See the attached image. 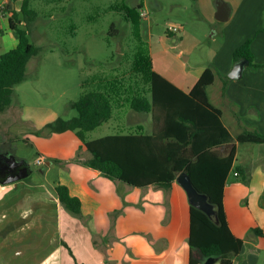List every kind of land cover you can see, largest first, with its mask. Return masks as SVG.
<instances>
[{"label": "crops", "instance_id": "0c3cea01", "mask_svg": "<svg viewBox=\"0 0 264 264\" xmlns=\"http://www.w3.org/2000/svg\"><path fill=\"white\" fill-rule=\"evenodd\" d=\"M195 1L204 14V9L206 13L216 14L215 0ZM22 4L23 0H10L9 10H20ZM231 4L238 9L246 6L257 12L264 10V0H231ZM146 5L143 1L142 8ZM9 16V12L1 16V30L11 29ZM142 17H150V14L142 10ZM13 33L5 39L0 36V55L17 45L18 38ZM236 47L232 44L231 51ZM255 59L258 61L257 57ZM232 67L231 64L229 72ZM251 69L247 66L244 72L249 71L252 77L250 89L255 94L250 100V96L237 90L236 83L227 89V99L233 109L242 113L254 107L257 119L251 126L242 129L239 126L242 119L234 113L228 118V124L224 110L210 98L222 110V121L234 138L245 130L257 129L264 133V68ZM200 75L201 71L194 77L191 74L192 82L166 77L189 92ZM221 85L223 89V81ZM110 121H113L108 125L110 132L102 136L123 133L128 127L137 125L143 126L146 133L155 130L154 122L147 130L144 124H129L123 118L107 122ZM236 128L234 133L232 129ZM31 140L47 166L43 168V164L37 162L42 168L41 177L33 173L26 158L17 156L11 148L0 146V172L9 175L15 161L30 169L26 177L18 180L0 175V264H192L191 255L194 264L204 263V255L198 259L196 248L192 249L189 244L191 204L176 179L168 190L156 184L134 186L72 161L78 150L87 154V148L72 130L49 136L35 135ZM234 144L237 149L235 164L248 168L249 178L247 181L240 179L232 169L224 187L223 204L228 226L244 241L241 252L233 256L232 264H264V235L252 232L254 227H264V143L249 142L246 146V143H228L221 145L220 151L225 155ZM47 157H54L56 161ZM60 160L66 164L62 166ZM58 183L66 185L72 195L80 198V215L62 205L55 191Z\"/></svg>", "mask_w": 264, "mask_h": 264}, {"label": "rangeland", "instance_id": "374dc122", "mask_svg": "<svg viewBox=\"0 0 264 264\" xmlns=\"http://www.w3.org/2000/svg\"><path fill=\"white\" fill-rule=\"evenodd\" d=\"M123 1L132 6L147 2L141 12L146 10L150 17H142L140 35L154 70L177 81L192 82L191 74L194 77L211 67L216 72V81L208 87V92L212 102L224 110L226 122L230 124L228 118L234 113L242 119L239 126L246 129V125L251 126L257 119L253 106L240 113L228 102V86L235 83L239 92L250 96L249 100L255 94L250 89L249 71L240 79H231L228 68L234 65L230 47L232 44L238 47L248 38H252L254 62L264 65L259 63L264 60V10L257 12L246 6L238 9L231 0H226L231 5V14L227 20L220 21L215 13H206L204 9V14L195 0H158L159 6L157 0H30V6L39 15L31 25L29 36L40 51L28 63L26 79L14 87L11 104L0 112V146L26 158L39 177L41 167L47 166L45 161L38 166L37 160L44 157L31 137L49 136L52 134L49 123L58 117L68 119L77 115L70 103L80 97L85 79L90 90L99 86L108 90L112 81L122 77L137 81L136 74L130 75L137 50L141 48L134 37L136 31L122 12L110 8ZM173 25L182 29L172 32L169 27ZM10 30L2 29L1 39L16 33ZM222 81L224 84L227 81L223 89ZM122 116L129 124H144L147 130L153 125L151 113L124 108ZM110 123L113 121L89 131V138L110 132ZM232 130L237 132V128ZM4 141L9 143L3 145ZM78 151L82 157L91 155L87 149L88 155ZM47 158L56 161L54 157ZM59 162L62 166L66 164ZM196 257H203L198 248ZM214 264H221L220 258Z\"/></svg>", "mask_w": 264, "mask_h": 264}, {"label": "trees", "instance_id": "16d2710c", "mask_svg": "<svg viewBox=\"0 0 264 264\" xmlns=\"http://www.w3.org/2000/svg\"><path fill=\"white\" fill-rule=\"evenodd\" d=\"M142 7L143 1L133 6L126 1L110 6L122 12L136 31L134 37L141 48L137 50L130 73L131 77L138 76L136 83L134 79L122 77L111 80L108 90L100 86L90 90L85 79L81 83L80 97L70 103L77 115L68 119L58 117L48 124L50 133L74 131L91 155L82 157L78 151L72 161L134 186L156 184L168 190L179 173L187 172L198 190L209 196L219 218L216 222L215 218L191 205L189 244L192 249H200L205 259L215 257L220 258L222 264H232L233 256L241 252L244 241L228 226L223 204L224 187L232 169L244 181L248 180L249 171L235 164V144L225 155L219 147L234 142L264 143V133L255 129L245 130L236 138L232 136L222 121V110L210 100L208 87L216 79L213 68H205L189 92L153 69L141 43ZM7 11L10 13L9 26L16 32L18 43L0 55V112L11 104L14 87L26 79L27 65L40 51L29 36L31 25L39 15L30 6V0H23L20 10L8 8ZM242 58L249 60L248 67L264 68L254 62L252 38L235 48L234 62ZM124 108L151 113L155 130L146 133L143 126L137 125L128 127L123 133L88 138L89 131L110 119H122ZM55 191L66 209L75 215L81 214L80 198L72 195L66 185L58 183ZM252 232L264 235V227H254ZM190 262L195 263L193 255Z\"/></svg>", "mask_w": 264, "mask_h": 264}, {"label": "water", "instance_id": "95a60500", "mask_svg": "<svg viewBox=\"0 0 264 264\" xmlns=\"http://www.w3.org/2000/svg\"><path fill=\"white\" fill-rule=\"evenodd\" d=\"M230 14H231L230 3H228L226 0H217V11L215 14L216 18L220 21H225L229 18ZM248 64H249V60L247 58H242L239 61H236L231 71L228 74L229 77L231 79L242 78ZM18 162L19 161H15V163L12 164L13 170L15 169L16 165L19 164ZM20 162L23 163L24 161H20ZM29 173H30L29 167L24 164L20 169V174L10 173L8 177L10 178L9 180H18L26 177ZM176 180L186 191L188 200L192 206L204 211L210 217L215 218L216 222H219V218L215 206L210 202L209 196L206 193H203L198 190V188L194 185L190 175L187 172L182 171L181 173H179ZM3 182L5 183L6 181ZM262 203L264 205V193L262 195ZM216 259L217 258L215 257H208L205 259L203 264H214Z\"/></svg>", "mask_w": 264, "mask_h": 264}, {"label": "built area", "instance_id": "2783aa9c", "mask_svg": "<svg viewBox=\"0 0 264 264\" xmlns=\"http://www.w3.org/2000/svg\"><path fill=\"white\" fill-rule=\"evenodd\" d=\"M9 2L10 0H0V15L1 16H4L5 14H7L8 12L7 10L9 8ZM181 29H182V26H177V25H173L169 27V30L172 32L180 31ZM37 162L39 164H43L44 160L42 158H39ZM235 175H238V172H235Z\"/></svg>", "mask_w": 264, "mask_h": 264}, {"label": "flooded vegetation", "instance_id": "af4514ba", "mask_svg": "<svg viewBox=\"0 0 264 264\" xmlns=\"http://www.w3.org/2000/svg\"><path fill=\"white\" fill-rule=\"evenodd\" d=\"M21 167H22V166H21L20 164H17L16 167H15V169H14V170L12 169V172H10V171L8 172L9 175H10V173H11V174H12V173L20 174V169H21ZM0 175H2V176H6V175H7V172L4 173L3 171H1V172H0ZM9 175H7V176H9Z\"/></svg>", "mask_w": 264, "mask_h": 264}]
</instances>
